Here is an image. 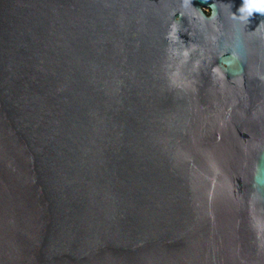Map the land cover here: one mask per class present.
Here are the masks:
<instances>
[{
	"label": "water",
	"instance_id": "1",
	"mask_svg": "<svg viewBox=\"0 0 264 264\" xmlns=\"http://www.w3.org/2000/svg\"><path fill=\"white\" fill-rule=\"evenodd\" d=\"M0 264H264V0H0Z\"/></svg>",
	"mask_w": 264,
	"mask_h": 264
},
{
	"label": "flooded vegetation",
	"instance_id": "2",
	"mask_svg": "<svg viewBox=\"0 0 264 264\" xmlns=\"http://www.w3.org/2000/svg\"><path fill=\"white\" fill-rule=\"evenodd\" d=\"M208 10V9H207Z\"/></svg>",
	"mask_w": 264,
	"mask_h": 264
}]
</instances>
